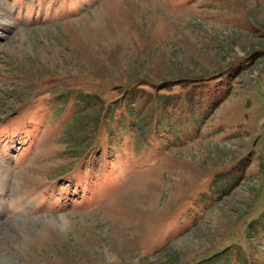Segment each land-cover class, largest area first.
Listing matches in <instances>:
<instances>
[{"label": "rangeland", "instance_id": "rangeland-1", "mask_svg": "<svg viewBox=\"0 0 264 264\" xmlns=\"http://www.w3.org/2000/svg\"><path fill=\"white\" fill-rule=\"evenodd\" d=\"M0 230V264H264V0H0Z\"/></svg>", "mask_w": 264, "mask_h": 264}, {"label": "bare ground", "instance_id": "bare-ground-1", "mask_svg": "<svg viewBox=\"0 0 264 264\" xmlns=\"http://www.w3.org/2000/svg\"><path fill=\"white\" fill-rule=\"evenodd\" d=\"M137 183H139V181L137 182ZM143 196L144 195H140V197H139V199H142L143 198ZM139 203V202H138ZM146 203H147V201H146ZM141 204V203H140ZM140 204H138V207L137 208H142V206L140 205ZM147 205V204H146ZM1 232H2V230H0V235H1Z\"/></svg>", "mask_w": 264, "mask_h": 264}, {"label": "trees", "instance_id": "trees-1", "mask_svg": "<svg viewBox=\"0 0 264 264\" xmlns=\"http://www.w3.org/2000/svg\"><path fill=\"white\" fill-rule=\"evenodd\" d=\"M86 96V97H90L89 95H83V97ZM100 119V118H99ZM99 121V120H98Z\"/></svg>", "mask_w": 264, "mask_h": 264}]
</instances>
